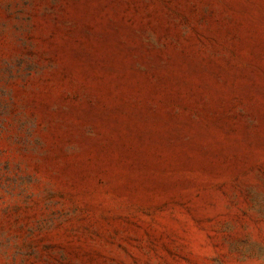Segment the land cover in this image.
Returning <instances> with one entry per match:
<instances>
[{"label":"rangeland","instance_id":"rangeland-1","mask_svg":"<svg viewBox=\"0 0 264 264\" xmlns=\"http://www.w3.org/2000/svg\"><path fill=\"white\" fill-rule=\"evenodd\" d=\"M0 264H264V0H0Z\"/></svg>","mask_w":264,"mask_h":264}]
</instances>
